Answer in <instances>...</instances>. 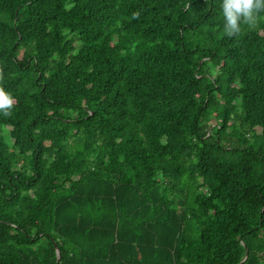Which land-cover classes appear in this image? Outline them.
I'll return each mask as SVG.
<instances>
[{
	"label": "trees",
	"instance_id": "trees-1",
	"mask_svg": "<svg viewBox=\"0 0 264 264\" xmlns=\"http://www.w3.org/2000/svg\"><path fill=\"white\" fill-rule=\"evenodd\" d=\"M219 5L0 0V264H264V12Z\"/></svg>",
	"mask_w": 264,
	"mask_h": 264
},
{
	"label": "clouds",
	"instance_id": "clouds-1",
	"mask_svg": "<svg viewBox=\"0 0 264 264\" xmlns=\"http://www.w3.org/2000/svg\"><path fill=\"white\" fill-rule=\"evenodd\" d=\"M224 35L232 37L241 31V25L253 26L258 14L264 12V0H220ZM15 97L4 87H0V115L12 114Z\"/></svg>",
	"mask_w": 264,
	"mask_h": 264
},
{
	"label": "water",
	"instance_id": "water-1",
	"mask_svg": "<svg viewBox=\"0 0 264 264\" xmlns=\"http://www.w3.org/2000/svg\"><path fill=\"white\" fill-rule=\"evenodd\" d=\"M57 253H58V259L60 258V252H59V250H57Z\"/></svg>",
	"mask_w": 264,
	"mask_h": 264
}]
</instances>
